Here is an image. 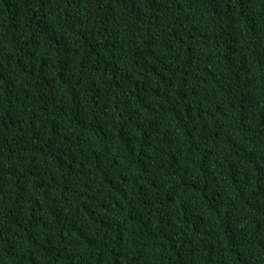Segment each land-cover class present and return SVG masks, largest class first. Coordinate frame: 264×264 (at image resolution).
<instances>
[{
    "label": "trees",
    "instance_id": "16d2710c",
    "mask_svg": "<svg viewBox=\"0 0 264 264\" xmlns=\"http://www.w3.org/2000/svg\"><path fill=\"white\" fill-rule=\"evenodd\" d=\"M0 264H264V0H0Z\"/></svg>",
    "mask_w": 264,
    "mask_h": 264
}]
</instances>
